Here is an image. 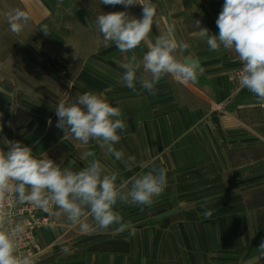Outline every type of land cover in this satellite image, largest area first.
I'll use <instances>...</instances> for the list:
<instances>
[{
    "label": "crops",
    "instance_id": "1",
    "mask_svg": "<svg viewBox=\"0 0 264 264\" xmlns=\"http://www.w3.org/2000/svg\"><path fill=\"white\" fill-rule=\"evenodd\" d=\"M52 1L50 11L44 2L33 4L41 10L29 11L31 21L51 23L54 28L48 35L52 37L100 40L78 63H71V67L76 66L75 70L70 69V92L63 102L73 103L77 94L92 92L120 107L126 129L118 132L121 140L114 147L124 151L125 159L135 156L136 164L126 167L97 141L83 145L71 136L64 139V131L56 127V108L40 98H27L31 108L18 107L16 112L11 97L0 105V148L8 150L5 139L18 141L30 147L36 158L52 159L61 168L70 166L73 171H79L93 159H82L84 152L94 151V158L117 174V184L152 167L166 168L168 183L151 206L120 202L115 206L124 221L133 225L135 236L129 235L130 230L116 232V225L85 234L65 215L57 217L35 206L29 209V204L10 198L13 205L6 209L11 226L21 223L25 231L33 228V262L254 264L263 258L258 245L264 240V102H258L253 93L236 82L235 74L242 64L237 54L223 48L211 51L194 25V21L200 20L201 27L218 35L216 20L224 0H150L156 6V17L149 40L154 42L158 35L173 28V38L190 45L182 54L178 53V58L198 60L203 69L196 82L188 84L165 75L156 85L155 95L142 89L139 80L135 92L121 82L124 70L120 64L133 52L121 53L112 43L105 47L95 23L97 15L115 11L141 18L142 5H105L100 0ZM64 14L85 27H65ZM61 25L68 30L57 29ZM147 50V42H142L133 51L142 59ZM141 74L150 78L143 68L138 77ZM69 161L74 163L70 165ZM205 200L210 201L208 207L214 210L211 220L202 215L201 204ZM52 211L58 209L53 205ZM42 218L48 223L32 227L35 219ZM87 219L91 223V217ZM22 235L17 252L23 257L27 256L24 250L28 243ZM118 240L124 242L116 244ZM64 248L69 249L68 254L62 251Z\"/></svg>",
    "mask_w": 264,
    "mask_h": 264
},
{
    "label": "clouds",
    "instance_id": "2",
    "mask_svg": "<svg viewBox=\"0 0 264 264\" xmlns=\"http://www.w3.org/2000/svg\"><path fill=\"white\" fill-rule=\"evenodd\" d=\"M105 5H142V17H130L125 11L101 13L95 23L102 34L105 47L115 44L121 53L133 52L120 67L124 70L121 82L129 89L136 91L139 80L142 89L150 95L156 94V85L165 75H171L183 84L196 82L203 72L198 60H181L182 54L190 45L176 41L169 28L152 42L149 35L152 31L156 6L146 0H100ZM30 16L27 11L15 9L7 14L10 30L19 34L23 31ZM198 36L206 40L211 51L219 52L221 48L234 51L242 67L238 70V82L241 88L253 93L258 102H264V0H224L222 10L216 20L218 35L201 27V21H194ZM45 35L49 34L48 26L41 27ZM142 42H147L148 50L142 59L134 54ZM143 68L150 78L138 71ZM0 113V117H2ZM58 118L56 127L83 145L97 141L100 147L116 160L132 168L136 164L135 156H128L116 150L115 144L121 140L126 129L121 119L120 107L113 106L102 96L85 92L77 94L73 103L61 101L56 106ZM49 125L52 121L49 119ZM2 131V126H0ZM8 150L0 148V264H32L28 256L17 252L19 237L24 233L23 224L11 226L9 212L5 201L15 197L20 204H31L57 217L65 215L73 225H78L85 234L105 231L113 225L118 233L126 230L130 236L136 230L122 215L115 211L118 202L128 205L151 206L154 198L159 197L167 187V169L152 167L145 173L133 176L130 181L117 184V174L109 172L95 159L94 151L83 153L82 159L93 158L79 171L72 168H61L52 159L36 158L30 147L18 141L4 140ZM73 161H69L71 165ZM129 183L131 187L129 188ZM210 201L201 204L205 220L213 218V209L208 207ZM58 211L53 212L52 206ZM91 217V223L88 217ZM264 253V240L258 245ZM62 251L68 254L69 249Z\"/></svg>",
    "mask_w": 264,
    "mask_h": 264
},
{
    "label": "rangeland",
    "instance_id": "3",
    "mask_svg": "<svg viewBox=\"0 0 264 264\" xmlns=\"http://www.w3.org/2000/svg\"><path fill=\"white\" fill-rule=\"evenodd\" d=\"M39 1L49 5V11L53 10V7H51L52 0H0V101H2L0 105L3 106L8 97L13 98V112H16L18 107L22 106H25L26 110L30 109L31 107L26 102L27 98L43 99L42 101L50 103L56 108L57 104L63 101V98L70 92V69L75 70L76 66L72 65L71 67V63L79 62L81 60L79 58L83 54L90 52L95 45L100 43L99 39L94 38H57V36L45 35L41 27L46 24L48 30L51 31L54 28L53 25L51 23L37 24L32 22L31 19H29L22 32L19 34L13 33L10 30L7 14L15 9L27 11L29 16H31V11L39 13L38 10L41 9L33 5ZM63 16L65 27H70L72 30L85 27L84 23L77 22L67 14ZM56 25L58 24L56 23ZM88 26L95 28L92 24H88ZM57 29L63 32L68 30L62 25ZM72 73L76 72L72 71ZM75 89H77L76 86L73 89L74 93ZM12 205L13 202L10 199L5 201V207L10 208ZM33 207L34 205H28L29 209ZM34 221L32 227L40 225V223H48L46 218L35 219ZM32 229L28 228L22 235V238L25 237L28 243L25 247L27 250H24L25 248L23 250L32 260V264H40L33 262L32 259L36 253L35 237ZM124 241H127V239ZM124 241L118 240L116 244ZM109 250L114 252L112 247ZM238 256H241V254L238 253ZM207 264L215 263L208 262ZM237 264L251 263L238 261ZM254 264H264V255Z\"/></svg>",
    "mask_w": 264,
    "mask_h": 264
},
{
    "label": "built area",
    "instance_id": "4",
    "mask_svg": "<svg viewBox=\"0 0 264 264\" xmlns=\"http://www.w3.org/2000/svg\"><path fill=\"white\" fill-rule=\"evenodd\" d=\"M242 67V64H241V66L239 67V69ZM238 69V70H239ZM238 70L236 71V74H235V79H236V82H238ZM239 83V82H238Z\"/></svg>",
    "mask_w": 264,
    "mask_h": 264
}]
</instances>
